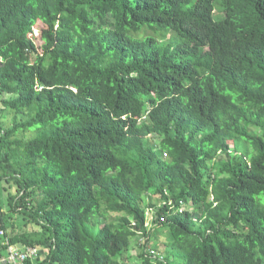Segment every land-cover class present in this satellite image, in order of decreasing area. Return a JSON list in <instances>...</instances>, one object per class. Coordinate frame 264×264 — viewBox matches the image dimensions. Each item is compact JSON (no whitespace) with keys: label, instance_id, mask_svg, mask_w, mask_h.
<instances>
[{"label":"trees","instance_id":"trees-1","mask_svg":"<svg viewBox=\"0 0 264 264\" xmlns=\"http://www.w3.org/2000/svg\"><path fill=\"white\" fill-rule=\"evenodd\" d=\"M0 94V257L264 264V0H0Z\"/></svg>","mask_w":264,"mask_h":264},{"label":"rangeland","instance_id":"rangeland-1","mask_svg":"<svg viewBox=\"0 0 264 264\" xmlns=\"http://www.w3.org/2000/svg\"><path fill=\"white\" fill-rule=\"evenodd\" d=\"M12 98V96L10 95H6V94H0V110L3 108V105H2V101L3 100H8ZM7 112V111H6ZM10 125V119L9 117L3 121V126L5 127H8ZM0 200L2 202H5L6 203V196H5V193L2 189V186L0 187ZM4 209V208H3ZM6 209V207H5ZM4 209V211H5ZM12 218V221L14 223V226H15V231L16 230H27L29 231L30 230V225L31 224H25L27 221L24 220V218L18 214L17 212H10V211H6ZM23 248V247H22ZM22 250V249H20ZM137 255H138V249H137V246H136V242L135 240L132 241V244H131V247H130V251H129V258L125 259L124 263L123 264H136L139 260L137 258Z\"/></svg>","mask_w":264,"mask_h":264},{"label":"built area","instance_id":"built-area-1","mask_svg":"<svg viewBox=\"0 0 264 264\" xmlns=\"http://www.w3.org/2000/svg\"><path fill=\"white\" fill-rule=\"evenodd\" d=\"M0 236H4V231L0 230ZM3 245H7V254L0 257V263L3 264H23L27 259H34L37 255L36 248L17 249L16 246H11L8 240L5 239Z\"/></svg>","mask_w":264,"mask_h":264},{"label":"water","instance_id":"water-1","mask_svg":"<svg viewBox=\"0 0 264 264\" xmlns=\"http://www.w3.org/2000/svg\"><path fill=\"white\" fill-rule=\"evenodd\" d=\"M16 248H17V249H22V245H21V244H17V245H16Z\"/></svg>","mask_w":264,"mask_h":264}]
</instances>
